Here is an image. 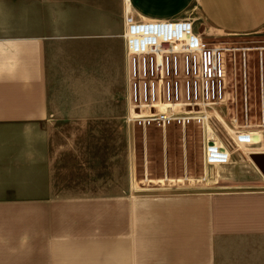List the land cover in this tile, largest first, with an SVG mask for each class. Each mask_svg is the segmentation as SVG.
Masks as SVG:
<instances>
[{
  "label": "crops",
  "instance_id": "crops-1",
  "mask_svg": "<svg viewBox=\"0 0 264 264\" xmlns=\"http://www.w3.org/2000/svg\"><path fill=\"white\" fill-rule=\"evenodd\" d=\"M195 16L252 34L264 0H0V264H264V177L252 163L228 190L64 188L63 156L77 155L87 123L131 111L126 22ZM62 124L82 129L67 136Z\"/></svg>",
  "mask_w": 264,
  "mask_h": 264
},
{
  "label": "rangeland",
  "instance_id": "rangeland-1",
  "mask_svg": "<svg viewBox=\"0 0 264 264\" xmlns=\"http://www.w3.org/2000/svg\"><path fill=\"white\" fill-rule=\"evenodd\" d=\"M40 12L43 18V6ZM183 21L192 24L194 34L204 44L230 50L225 53V102L208 108L207 119L201 124L192 116L201 112L199 108H177V118L186 121L173 120L166 128L135 121L133 116L146 115L147 111L132 109L131 104L125 120L87 123L85 136L74 139L77 155L63 156L66 193L142 195L228 190L234 171H245L252 163L248 154L264 152V26L252 34L228 36L202 18ZM126 23L125 29L148 22ZM160 98L162 103V95ZM78 125L60 126L68 136L70 131H81ZM64 141L69 140L62 137ZM205 141L209 144L207 154ZM237 157L244 158L245 163Z\"/></svg>",
  "mask_w": 264,
  "mask_h": 264
},
{
  "label": "built area",
  "instance_id": "built-area-1",
  "mask_svg": "<svg viewBox=\"0 0 264 264\" xmlns=\"http://www.w3.org/2000/svg\"><path fill=\"white\" fill-rule=\"evenodd\" d=\"M124 40L131 108L147 111L146 115L133 116L135 121L166 128L179 119L177 108H199L201 112L192 116L201 124L207 119L208 108L225 102V53L230 50L204 44L194 34L192 24L152 21L126 28Z\"/></svg>",
  "mask_w": 264,
  "mask_h": 264
},
{
  "label": "water",
  "instance_id": "water-1",
  "mask_svg": "<svg viewBox=\"0 0 264 264\" xmlns=\"http://www.w3.org/2000/svg\"><path fill=\"white\" fill-rule=\"evenodd\" d=\"M249 158L264 177V154H252Z\"/></svg>",
  "mask_w": 264,
  "mask_h": 264
},
{
  "label": "bare ground",
  "instance_id": "bare-ground-1",
  "mask_svg": "<svg viewBox=\"0 0 264 264\" xmlns=\"http://www.w3.org/2000/svg\"><path fill=\"white\" fill-rule=\"evenodd\" d=\"M211 145V144H210ZM206 151H207V146H206V149H205V153H206ZM207 154V153H206Z\"/></svg>",
  "mask_w": 264,
  "mask_h": 264
}]
</instances>
